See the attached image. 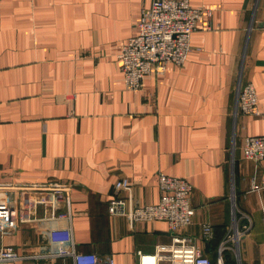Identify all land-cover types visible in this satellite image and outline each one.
Returning a JSON list of instances; mask_svg holds the SVG:
<instances>
[{
  "label": "crops",
  "instance_id": "0c3cea01",
  "mask_svg": "<svg viewBox=\"0 0 264 264\" xmlns=\"http://www.w3.org/2000/svg\"><path fill=\"white\" fill-rule=\"evenodd\" d=\"M153 1L0 0V186L73 188L71 222L0 230V245L24 257L75 245L139 264V252L154 255L171 242L167 223H133L108 205L124 179L129 188L119 194L129 210L157 204L163 172L193 186L195 216L183 234L207 257L215 262L228 241L226 264H264V190L251 191L264 179V159L243 153L247 137H264V0H190L211 15L192 35L187 62L168 64L132 92L119 55ZM241 81L255 86L260 115H236ZM22 196L0 189V204L19 209Z\"/></svg>",
  "mask_w": 264,
  "mask_h": 264
},
{
  "label": "built area",
  "instance_id": "2783aa9c",
  "mask_svg": "<svg viewBox=\"0 0 264 264\" xmlns=\"http://www.w3.org/2000/svg\"><path fill=\"white\" fill-rule=\"evenodd\" d=\"M211 12L203 7H194L190 0H154L151 7L142 11L138 22V33L129 39L119 55L122 63L125 87L132 92L143 88V81L149 75L165 73L168 64L183 67L192 50L191 38L198 31L199 24ZM261 114L259 100L253 83H239L237 91L236 115ZM243 153L246 159L262 161L264 159V137L252 136L245 139ZM160 201L155 205L127 208V201L120 191L129 188L124 179L115 185V195L110 200L108 212L112 216H122L133 223L166 222L171 242L156 247L154 255L139 252V264H147V258L153 256L155 264H226L224 252L229 247L225 241L218 250V259L214 262L204 251L186 237L183 232L189 227L195 216L191 205L193 186L184 178L158 174ZM3 190H16L23 193L20 208L0 204V230L3 234L16 229L20 224L33 222H71L72 185L69 183L49 182L43 184H21L14 187L0 186ZM264 190V179L253 182L251 191ZM36 194H38L36 196ZM39 195H41L39 197ZM65 206L68 210L65 211ZM64 209H63V208ZM63 209V210H61ZM212 237V227L205 225L203 240ZM72 257L73 264H115L112 256H99L95 253H79L73 248L55 255L42 257H24L18 251L0 245V264H15L27 259L42 260Z\"/></svg>",
  "mask_w": 264,
  "mask_h": 264
},
{
  "label": "bare ground",
  "instance_id": "6f19581e",
  "mask_svg": "<svg viewBox=\"0 0 264 264\" xmlns=\"http://www.w3.org/2000/svg\"><path fill=\"white\" fill-rule=\"evenodd\" d=\"M147 264H155V258L153 256H149V258H147Z\"/></svg>",
  "mask_w": 264,
  "mask_h": 264
}]
</instances>
